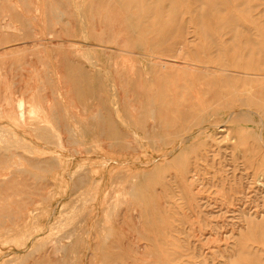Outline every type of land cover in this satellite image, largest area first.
Here are the masks:
<instances>
[{
    "label": "rangeland",
    "instance_id": "rangeland-1",
    "mask_svg": "<svg viewBox=\"0 0 264 264\" xmlns=\"http://www.w3.org/2000/svg\"><path fill=\"white\" fill-rule=\"evenodd\" d=\"M263 76L264 0H0V264H264Z\"/></svg>",
    "mask_w": 264,
    "mask_h": 264
},
{
    "label": "bare ground",
    "instance_id": "bare-ground-1",
    "mask_svg": "<svg viewBox=\"0 0 264 264\" xmlns=\"http://www.w3.org/2000/svg\"><path fill=\"white\" fill-rule=\"evenodd\" d=\"M206 1H207V0H206ZM209 2H210V0H209ZM83 3H84V2H83ZM118 3H119V1H118ZM207 3H208V2H207ZM230 5H231V4H230ZM231 7H232V5H231ZM81 8H82V6H81ZM81 8H80V10H81ZM232 8H233V7H232ZM75 9H76V8H75ZM193 10H194V9H193ZM77 13H78V12H77ZM186 13H187V12H186ZM59 14H60V13H59ZM79 14H80V13H79ZM83 15H84V14H83ZM209 15H211V13H210ZM60 19H61V18H60ZM79 20H81V19H79ZM7 24H8V23H7ZM7 24H6V25H7ZM195 28H196V27H195ZM232 28H233V27H232ZM197 29H198V27H197ZM195 30H196V29H195ZM76 31H77V30H76ZM197 31H198V30H197ZM198 33H199V32H198ZM138 34H139V33H138ZM219 36H220V35H219ZM91 39H92V38H91ZM164 43H165V42H164ZM212 43H213V42H212ZM89 44H90V43H89ZM94 44H98V43H95V42H94ZM100 44H101V43H100ZM98 46H100V45H98ZM104 46H105V45H104ZM154 46H155V45H154ZM234 46H235V45H234ZM75 47H76V46H75ZM89 47H90V46H89ZM96 47H97V46H96ZM100 47H101V46H100ZM90 48H91V47H90ZM98 48H99V47H98ZM158 48H160V47H158ZM187 48H188V47H187ZM87 49H88V47H87ZM148 49H149V48H148ZM185 49H186V48H185ZM213 49H214V48H213ZM74 50H75V49H74ZM83 50H84V49H83ZM90 50H91V49H90ZM94 50H95V49H94ZM180 50H181V49H180ZM75 51H76V50H75ZM88 51H89V50H88ZM118 51H119V50H118ZM90 52H91V51H89V54H91ZM178 52H179V51H178ZM77 53H78V54H77ZM77 53H76V54L80 56L79 51H77ZM80 53H81V51H80ZM83 53H84V51H83ZM214 53H215V52H214ZM84 54H85V53H84ZM147 54H148V53H147ZM241 54H242V53H241ZM81 55H82V57H81L82 59H83V58L85 59V58L87 57V55H85L86 57H84L83 54H81ZM132 55H133V54H132ZM142 56H143V55H142ZM204 56H205V55H204ZM88 57H89V56H88ZM151 58H152V57H151ZM154 58H155V57H154ZM205 58H207V57H205ZM147 59H148V58H147ZM85 60H87L86 62H88V58L85 59ZM89 60H90V58H89ZM206 60H207V59H206ZM150 61H151V60H150ZM207 61H208V60H207ZM207 61H206V62H207ZM206 62H205V63H206ZM235 62H236V61H235ZM210 64H211V63H210ZM88 65L90 66V64H88ZM95 65H97V64H95ZM122 65H123V64H122ZM230 65H231V64H230ZM91 66H92V65H91ZM206 67H207V66H206ZM93 68H94V67H93ZM198 68H199V67H198ZM208 68H210V67H208ZM94 69H95V68H94ZM212 69H213V68H212ZM215 70H216V69H215ZM97 71H98V70H97ZM99 71H100V70H99ZM205 71H206V70H205ZM205 71H204V72H205ZM218 71H219V70H218ZM221 71H223V70H221ZM104 72H105V71H104ZM198 72H200V71H198ZM212 72H213V71H212ZM260 72H261V71H260ZM228 73H229V72H228ZM228 73H227V74H228ZM232 73H233V72H232ZM236 73H237V72H236ZM214 74H215V73H214ZM214 74H213V75H214ZM217 74H218V73H217ZM225 74H226V72H225ZM105 75H106V74H105ZM210 75H211V74H210ZM228 75H229V74H228ZM240 75H241V74H240ZM242 75H243V74H242ZM223 76H224V75H223ZM225 76H226V75H225ZM243 76H244V75H243ZM249 76H250V75H249ZM252 76H253V75H252ZM240 77H241V76H240ZM246 77H247V76H246ZM259 77H260V76H259ZM263 77H264V76H263ZM240 79H241V78H240ZM263 79H264V78H263ZM206 80H207V79H206ZM234 80H235V79H234ZM255 80H256V79H255ZM197 81H198V80H197ZM213 81H214V80H213ZM209 83H210V82H209ZM209 83H208V85H209ZM211 83H212V82H211ZM246 83H247V81H246ZM248 83H249V82H248ZM248 83H247V84H248ZM257 83H258V82H257ZM228 84H229V83H228ZM157 85H158V83H156V86H157ZM208 85H207V87H208ZM225 85H226V84H225ZM261 85L263 86V84H261ZM261 85H260V86H261ZM211 86H212V85H211ZM211 86H210V90L213 88V87L211 88ZM218 87H219V86H218ZM258 88H259V87H258V85H257L256 92L258 91V90H257ZM261 88L264 89L263 87H261ZM223 89H225V88H223ZM262 89H261V90H262ZM215 90H216V89H215ZM245 91H246V90H245ZM115 92H116V91H115ZM222 92H223V91H222ZM243 92H244V91H243ZM248 92H249V91H248ZM248 92L246 91L244 94H243V93H242V94H239L241 98L238 99V100L236 101L237 104L239 105V107H241V109H242V106H243V108H244V107H248V108H250V107L253 105V104H251V100H250L248 97L252 96V95H253L254 93H256V92H254V93L252 92V93H253L252 95L248 94ZM259 92H260V89H259ZM263 92H264V91H263ZM225 93H227V91H226ZM218 94H220V93H218ZM224 95H225V94H224ZM224 95H223V96H224ZM249 95H250V96H249ZM112 96H113V95H112ZM214 96H215V95H214ZM216 96H217V94H216ZM228 96H230V95H228ZM231 96H232V94H231ZM234 96H236V94H235ZM224 97H225V96H224ZM226 97H227V96H226ZM236 97H237V96H236ZM112 98H113V97H112ZM191 98H192V97H191ZM220 98H222V97H220ZM231 98H232V97H231ZM252 98H253V97H252ZM258 98H259V97H258ZM261 98H262V97H261ZM17 99H18V98H17ZM173 99H174V98H173ZM211 99H212V98H211ZM215 99H217V98L215 97ZM225 99H227V98H225ZM234 99H235V98H234ZM234 99H233V101H234ZM236 99H237V98H236ZM236 99H235V100H236ZM263 99H264V98H263ZM19 100L21 101V104L18 105V107H17L18 109L20 108V106L22 107V105H23V104H22V101H23V100L19 98V99L17 100V102H18ZM113 100H114V99H113ZM115 100H116V99H115ZM167 100H168V99H167ZM219 100H220V99L218 98L217 101H219ZM258 100H259V99H258ZM135 101H136V100H135ZM172 101H173V100H172ZM177 101H178V100H177ZM222 101H223V99H222ZM224 101H225V100H224ZM227 101H228V99H227ZM227 101H226V102H227ZM259 101H261V100H259ZM23 102H24V101H23ZM114 102H115V101H114ZM162 102H163V101H162ZM167 102H168V101H167ZM173 102H174V101H173ZM202 102H203V101H202ZM215 102H216V101L214 100L213 103L215 104ZM219 102H220V101H219ZM229 102H230V101H228V103H229ZM234 102H235V101H234ZM252 102H253V101H252ZM256 102H257V101H256ZM115 103H116V102H115ZM163 103H164V102H163ZM163 103H162V104H163ZM205 103H207V102H205ZM211 103H212V101H211ZM223 103H224V102H223ZM259 103H260V102H259ZM162 104H161V105H162ZM173 104H174V103H173ZM203 104H204V103H203ZM214 104H213V106H214ZM219 104H220V103H219ZM226 104H227V103H226ZM232 104H233V103H232ZM261 104H264V101H263ZM261 104H260V106H256V107H255L256 109L254 108V109L256 110L255 112H254V111H248V113H244V114H240V115H238V116H241V117L244 116L246 119L250 117V121H249V123L246 122V123L248 124V125H246V126H250V125H251V126H253V128H255V130H254L252 133H250V132L247 131L248 134H247V132H246V135H248V137H247V139H245V138H244V139L246 140L245 142H246V144H247V146H248V147L246 146L247 149H249V150L251 151V153H254V152H255L256 154H261V153H262L261 151L264 150V109L261 107ZM24 105H25V104H24ZM152 105H153V104H152ZM186 105H187V104H186ZM208 105H209V104H208ZM223 105L225 106V104H223ZM227 105H229V104H227ZM230 105H231V104H230ZM235 105H236V104H235ZM182 106H183V105H182ZM210 106L212 107V104H211ZM217 106H218V105H217ZM27 107H29V106H27ZM30 107H31V106H30ZM183 107H184V106H183ZM208 107H209V106H208ZM211 107H210V109H213V107H212V108H211ZM219 107H220L219 109L222 110L223 107H221V105H219ZM263 107H264V105H263ZM31 108H32V107H31ZM31 108H30V109H31ZM159 108H160V110H161V106H160ZM190 108H191V106H190ZM252 108H253V106H252ZM32 109H33V108H32ZM197 109H198V111H200L199 108H197ZM204 109H205V105H204ZM217 109H218V108H217ZM229 109L232 110L231 108H229ZM20 110H21V109H20ZM184 110H185V108H184ZM205 110H206V109H205ZM205 110H204V111H205ZM214 110H215V109H214ZM226 110H228V109H226ZM238 110H239V109H238ZM179 111H180V110H179ZM187 111H188V109H187ZM222 111H223V110H222ZM239 111H240V110H239ZM241 111H242V110H241ZM152 112H155V111L152 110ZM152 112H151V113H152ZM161 112H163V111H161ZM161 112H159V113H161ZM167 112H168V110H167ZM183 112H184V111H183ZM196 112H197V111H196ZM234 112H235V111H234ZM234 112H228L227 114L222 115V118H226V119H228V121H229L230 123H231V122H236V121H237V122L240 123V124H242L243 122H244V124H245V121H242V120L237 116L238 113L235 114ZM246 112H247V111H246ZM22 113H23V112H22ZM169 113H170V111H169ZM205 113H206V112H205ZM207 113H208V109H207ZM211 113H212V111H210V114H211ZM215 113H216V111H215ZM217 113H218V111H217ZM217 113H216V114H217ZM242 113H243V112H242ZM161 114H162V113H161ZM189 114H190V113H189ZM189 114H188V115H189ZM193 114H194V113H193ZM203 114H204V113H203ZM19 115H21V114L19 113ZM23 115H24V114H23ZM23 115H21L22 117L20 116V117L22 118L21 121H24V119H25V118L23 117ZM26 115H27V113H26ZM150 115H151V114H150ZM165 115H166V114H165ZM186 115H187V113H186ZM191 115H192V114H191ZM204 115H206V114H204ZM27 116H28V115H27ZM106 116H107V115H106ZM120 116H121V115H120ZM159 116H160V114H159ZM169 116H170V115H169ZM182 116H183V115H182ZM215 116L217 117V115H215ZM99 117H100V116H99ZM107 117H108V116H107ZM152 117H153V116H152ZM161 117H162V116H161ZM206 117H208V116L206 115ZM206 117H205V118H206ZM244 117H243V118H244ZM23 118H24V119H23ZM158 118H159V117H158ZM164 118H165V117H164ZM182 118H183V117H182ZM193 118H194V117H193ZM197 118H198V117H197ZM211 118H212V117H211ZM211 118L209 117L208 120L211 119ZM245 118H244V119H245ZM26 119H27V117H26ZM108 119H110V118H108ZM116 119H117V118H116ZM118 119H119V117H118ZM118 119H117V120H118ZM120 119H121V118H120ZM152 119H153V118H152ZM152 119H151V120H152ZM195 119H196V118H195ZM202 119H203V118H202ZM239 119H240V120H239ZM93 120H94V119H93ZM122 120H123V119H122ZM161 120H162V119H161ZM168 120H170V119H168ZM189 120H190V118H189ZM123 121H124V120H123ZM164 121H165V119H164ZM175 121H176V120H175ZM183 121H186V120H183ZM202 121H203V120H202ZM120 122H121V121H120ZM199 122H200V120H199ZM204 122H205V120H204L203 122H200V124H201V123L203 124ZM23 123H24V122H23ZM58 123H59V121H58ZM109 123H110V122H109ZM111 123H112V121H111ZM163 123H165V122H163ZM192 123L194 124V122H192ZM227 123H228V122H227ZM120 124H121V123H120ZM171 124H172V123H171ZM174 124H175V122H173V125H174ZM186 124H187V123H186ZM193 124H192V125H193ZM202 124H201V125H202ZM225 124H226V122H225ZM228 124H229V123H228ZM231 124H233V123H231ZM236 124H237V123H236ZM109 125H112V124H109ZM122 125H123V124H122ZM165 125H166V123H165ZM192 125H191V126H192ZM226 125H227V124H226ZM166 126H167V125H166ZM170 126H171V125H170ZM183 126H184V125H183ZM186 126H187V125H186ZM197 126H199V125H197ZM239 126H240V125H239ZM187 127H188V126H187ZM234 127H235V126H234ZM166 128H167V127H166ZM166 128H164V129H166ZM177 128H178V127H177ZM188 128H189V127H188ZM209 128H217V131H218V128H222V129H221L220 131H218V132H219V133H223V134L225 133V134H226V137H224V139H225V140H228V141H231L232 138L230 137L229 129H227V127H226L224 124L221 125V124L219 123V121H212V120H211V121H208V122H207V126H206V127H203V125L200 126V128H198V130H197V133H198L197 136H198V137H199V136L202 137L203 134H206V132H208ZM246 128H250V127H246ZM246 128H245V129H246ZM0 129H1V128H0ZM112 129H114V128L112 127ZM161 129H162V128H161ZM174 129H176V127H175ZM174 129H173V130H174ZM193 129H194V128H193ZM239 129H240V128H239ZM2 130L4 131V128H3ZM2 130H1V131H2ZM39 130H40V129H39ZM71 130H72V129H71ZM130 130H131V129H130ZM173 130H172V131H173ZM188 130H189V129H188ZM242 130H244V129H242ZM33 131H34V130H33ZM53 131H54V130H53ZM113 131H114V130H113ZM179 131H180V130H179ZM238 131H239V130H238ZM250 131H252V130H250ZM4 132H5V131H4ZM41 132H42V131H41ZM72 132H73V130H72ZM116 132H117V131H115V133L113 132V134H114V135H113L114 138H115ZM165 132L168 133L169 130H168V131H165ZM170 132H171V131H170ZM241 132H242V131H241ZM241 132L238 133L237 130H236V133H235V134L240 135ZM29 133H30V132H29ZM31 133H32V132H31ZM33 133H34V132H33ZM44 133H45V132H44ZM67 133H68V132H67ZM131 133H132V132H131ZM133 133H134V132H133ZM172 133H173V132H172ZM219 133H218V134H219ZM244 133H245V132H244ZM10 134H11V133H10ZM10 134H9V135H10ZM13 134H14V136H15L16 133H13ZM13 134H12V139H13ZM17 134H19V132H18ZM52 134H53V133H52ZM54 134H56V132H54ZM73 134H76V133H73ZM161 134H162V133H161ZM168 134H169V133H168ZM178 134H179V133H178ZM242 134H243V133H242ZM32 135H33V134H32ZM57 135H58V134H57ZM57 135H56V136H57ZM69 135H70V133H69ZM132 135H134V134H132ZM163 135H164V134H163ZM171 135H172V134H171ZM189 135H190V134H189ZM246 135H245V137H246ZM249 135H250V136H249ZM17 136H18V135H17ZM52 136H53V135H52ZM54 136H55V135H54ZM154 136H155V135H154ZM177 136H178V135H177ZM192 136H193V135H192ZM197 136H196V137H197ZM214 136H217V135H214ZM223 136H224V135H223ZM243 136H244V134H243ZM1 137H2V136H1ZM1 137H0V138H1ZM46 137H47V136H46ZM48 137H49V136H48ZM132 137H133V136H132ZM137 137H138V136H137ZM156 137H157V136H156ZM158 137H159V136H158ZM186 137H187V136H185L184 138H186ZM209 137H210V135H208V138H209ZM2 138H3V137H2ZM164 138H165V137H164ZM188 138H189V136H188ZM208 138H207V140H209ZM233 138H234V137H233ZM238 138H239V136H238ZM241 138H242V137H241ZM49 139H51V138L49 137ZM55 139H56V137H55ZM68 139H69V138H68ZM139 139H140V138H139ZM182 139H183V138H181V141H183V140H184V141H187V138H186V140H185V139L182 140ZM218 139H219V138H218ZM239 139H240V138H239ZM40 140H41V139H40ZM52 140H54V139L52 138ZM178 140H179V139H178ZM178 140H177V141H178ZM16 141H18V140H16ZM140 141H141V140H140ZM184 141H183V142H184ZM217 141H219V140H217ZM235 141H237V139H236ZM0 142H1V139H0ZM18 142H19V141H18ZM18 142H17V143H18ZM20 142H21V141H20ZM44 142H45V141H44ZM52 142H54V141H52ZM55 142H56V140H55ZM58 142H59V141H58ZM60 142L62 143L61 140H60ZM76 142H77V141H76ZM116 142H117V141H116ZM126 142H127V141H126ZM128 142H129V141H128ZM134 142H135V141H134ZM137 142H138V141H136L135 143H137ZM158 142H159V141H158ZM168 142H169V141H168ZM183 142H181V143H183ZM200 142H201V141H200ZM202 142H203V141H202ZM215 142H216V141H215ZM14 143H15V142H14ZM39 143H42V142H39ZM45 143H46V142H45ZM56 143H57V142H56ZM56 143H54V145H55ZM61 143L59 144V147H60ZM113 143H115V142H113ZM165 143H166V142H165ZM181 143H180V145H181ZM184 143H185V142H184ZM193 143H194V142H193ZM224 143H226V142H224ZM229 143H230V142H229ZM236 143H237V142H236ZM254 143L257 144V149L254 147ZM124 144H126V143H124ZM127 144H128V143H127ZM168 144H169V143H168ZM170 144H171V143H170ZM176 144H179V143H176ZM222 144H223V143H222ZM241 144H243V143H241ZM241 144H240V145H241ZM10 145H11V144H10ZM10 145H9V146H10ZM14 145H15V144H14ZM47 145H48V144H47ZM74 145H76V143H75ZM77 145H78V143H77ZM108 145H109V144H108ZM128 145H129V144H128ZM180 145H179V146H180ZM240 145H238V147H239ZM42 146H44V145H42ZM49 146H50V145H49ZM51 146H52V145H51ZM62 146H63V145H61V147H62ZM119 146H120V145H119ZM140 146H141V144H140ZM147 146H148V145H146V147H147ZM167 146H168V145H167ZM177 146H178V145H177ZM6 147H7V146H6ZM10 147H11V146H10ZM27 147H28V146H27ZM34 147H35V145H34ZM45 147H46V146H45ZM57 147H58V146H57ZM57 147H56V148H57ZM59 147H58V148H59ZM61 147H60V148H61ZM81 147H82V146H81ZM81 147H79V148L81 149ZM142 147H143V146H142ZM174 147H176V146H174ZM186 147H188V146H186ZM186 147H185V148H186ZM197 147H198V146H197ZM201 147H202V146H201ZM12 148H13V147H12ZM14 148H15V146H14ZM29 148H30V147H29ZM37 148H38V147H37ZM77 148H78V147H77ZM107 148H108V147H107ZM110 148H111V146H110ZM138 148H139V146H138ZM167 148H168V147H167ZM172 148H173V147H172ZM189 148H190V147H189ZM189 148H188V149H189ZM199 148H200V147H199ZM199 148H198V149H199ZM0 149H1V148H0ZM18 149H19V148H18ZM20 149H21V148H20ZM27 149H28V148H27ZM42 149H43V148H42ZM62 149H63V147H62ZM132 149H133V148H132ZM183 149H184V148H183ZM243 149H244V148H243ZM243 149H242V150H243ZM247 149H246V150H247ZM33 150H34V149H33ZM60 150H61V149H60ZM63 150H64V149H63ZM77 150H79V149H77ZM82 150H84V148H82ZM92 150H93V149H92ZM199 150H200V149H199ZM255 150H256V151H255ZM3 151H4V150H3ZM8 151H9V150L4 151V152H8ZM13 151H14V150H13ZM43 151H44V150H43ZM67 151H68V150H67ZM142 151H143V150H142ZM181 151H182V150H181ZM244 151H245V150H244ZM33 152H35V151H33ZM41 152H42V150H41ZM48 152H49V151H48ZM145 152H146V151H145ZM174 152H175V151H174ZM0 153H1V152H0ZM27 153H28V152H27ZM39 153H40V152H39ZM43 153H45V152H43ZM50 153H51V152H50ZM50 153H49V154H50ZM74 153H75V150H74ZM161 153H162V152H160V154H161ZM168 153H169V152H168ZM175 153H176V152H175ZM186 153H187V152H186ZM186 153H185L184 155H186ZM193 153H194V152H193ZM37 154H38V153H37ZM45 154H46V153H45ZM52 154H55V153H52ZM52 154H51V156L53 157L54 155H52ZM118 154H120V153H118ZM134 154H135V153H134ZM176 154H177V153H176ZM176 154H175V155H176ZM262 154H263V153H262ZM57 155H58V154H56V156H57ZM76 155H77V154H76ZM110 155H111V153H110ZM146 155H147V153L144 154V156H146ZM162 155H163V154H162ZM175 155H173V156H175ZM237 155H238V154H237ZM58 156H59V155H58ZM118 156H119V155H118ZM131 156H132V155H131ZM163 156H164V155H163ZM163 156H162V157H163ZM232 156H233V155H232ZM119 157H120V156H119ZM142 157H143V155H142ZM166 157H167V156H166ZM171 157H172V156H171ZM247 157H249V156H247ZM85 158H86V157H85ZM85 158H84V159H85ZM128 158H129V157H128ZM131 158H132V157H131ZM131 158H130V159H131ZM159 158H160V157H159ZM185 158H186V156H185ZM207 158H208V157H207ZM236 158H237V157H236ZM52 159H53V158H52ZM55 159H56V158H55ZM55 159H53L54 162L57 160V159H56V160H55ZM82 159H83V158H82ZM120 159H121V158H120ZM120 159H119V160H120ZM124 159H126V158H124ZM164 159H165V158H164ZM237 159H238V158H237ZM134 160H135V159H134ZM134 160H133V161H134ZM148 160H149V158H148ZM162 160H163V159H162ZM62 161H63V160H62ZM137 161H138V159H137ZM153 161H154V160H153ZM153 161H152V162H153ZM165 161H166V160H165ZM31 162H32V161H31ZM57 162H58V160L56 161V163H57ZM112 162H113V161H111V163H112ZM124 162H125V160H124ZM258 162H259V161H258ZM60 163H61V162H60ZM165 163H166V162H165ZM165 163H164V164H165ZM72 164H73V163H72ZM121 164H122V163H121ZM121 164H120V166H121ZM127 164H128V163H127ZM129 164H130V163H129ZM133 164H134V162H133ZM135 164H136V163H135ZM141 164H142V163H141ZM147 164H148V163H147ZM147 164H146V165H147ZM164 164H163V165H164ZM166 164H167V163H166ZM168 164H169V163H168ZM56 165H57V164H56ZM69 165H70V164H69ZM111 165H112V164H111ZM116 165H117V164H116ZM216 165H217V164H216ZM14 166H16V165H14ZM74 166H75V165H74ZM125 166L127 167V165H125ZM130 166H131V165H130ZM130 166H128V167H130ZM147 166H148V165H147ZM159 166H160V165H159ZM67 167H68V166H67ZM80 167H81V165H80ZM80 167H79V168H80ZM111 167H112V166H111ZM123 167H124V165H123ZM126 167H125V168H126ZM161 167H164V166H161ZM73 168H74V167H73ZM132 168H133V166H132ZM159 168H160V167H159ZM239 168H240V167H239ZM77 169H78V168H77ZM77 169H76V170H77ZM113 169H114V168H113ZM130 169H131V168H130ZM186 169H187V168H186ZM36 170H37V169H36ZM39 170H40V169H39ZM111 170H112V169H111ZM111 170L109 169L108 171H111ZM114 170L116 171V169H114ZM176 170H177V169H176ZM18 171H19V170H18ZM22 171H24V169H23ZM51 171H52V170H51ZM79 171H80V170H79ZM134 171H135V169H134ZM134 171H133V172H134ZM28 172H30V170H29ZM31 172H32V171H31ZM31 172H30V173H31ZM35 172H36V171H35ZM67 172H68V171H67ZM70 172H71V171H70ZM82 172H83V171H82ZM82 172H81V173H82ZM131 172H132V171H131ZM221 172H222V171H221ZM25 173H26V172H25ZM44 173H45V172H44ZM77 173H78V172H77ZM107 173H109V172H107ZM113 173H114V171H113ZM125 173H126V171H125ZM127 173H129V172H127ZM134 173H135V172H134ZM141 173H142V172H141ZM192 173H193V170H192ZM36 174H37V172H36ZM36 174H34V175H36ZM66 174H68V173H66ZM114 174H115V173H114ZM129 174H130V173H129ZM179 174H180V173H179ZM250 174H251V173H250ZM45 175H46V174H45ZM73 175H74V174H73ZM146 175H147V174H146ZM248 175H249V174H248ZM36 176L38 177V175H36ZM67 176H68V175H67ZM76 176H77V175H76ZM106 176H107V175H106ZM131 176H132V175H130V177H131ZM179 176H181V175H179ZM191 176H192V174H191ZM72 177H73V176H72ZM72 177H70V179H71ZM133 177H134V176H133ZM181 177H182V176H181ZM193 177H195V176H193ZM235 177H236V176H235ZM40 178H42V177H40ZM40 178L38 177L39 180H40ZM86 178H87V177H86ZM131 178H132V177H131ZM183 178H184V177H183ZM38 179H37V180H38ZM43 179H44V178H43ZM43 179H42V181H43ZM195 179H196V178H195ZM35 180H36V178H35ZM37 180H36V181H37ZM45 180H46V178L44 179V181H45ZM72 180H73V179H72ZM131 180H132V179H131ZM184 180H185V179H184ZM218 180H219V179H218ZM44 181H43V182H44ZM70 181H71V180H70ZM102 181H103V180H102ZM110 181H111V180H110ZM126 181H127V179H126ZM248 181H249V180H248ZM37 182H38V181H37ZM108 182H109V181H108ZM133 182H134V181H133ZM182 182H183V181H182ZM64 183H65V182H64ZM185 183H186V182H185ZM185 183H184V184H185ZM127 184H128V183H127ZM254 184H255V185L257 184V186H258L259 188L263 189V191H264V174H258L257 177H256V179L254 180ZM10 185H11V184H10ZM40 185H41V183H40ZM81 185H83V184H81ZM98 185H99V183H98ZM119 185H120V184H119ZM119 185H117V186H119ZM123 185H124V184H123ZM174 185H175V184H174ZM113 186H115V185H113ZM183 186H184V185H183ZM185 186H186V185H185ZM185 186H184V187H185ZM197 187H198V186H197ZM111 188H112V190H113V187H112V186H111ZM122 188H123V187H122ZM122 188H121V189H122ZM132 188H133V186H132ZM179 188H180V186H179ZM116 189H117V188H116ZM175 189H176V188H175ZM196 189H197V188H196ZM117 190H118V189H117ZM123 190H124V188H123ZM144 190H145V189H144ZM198 190H199V189H198ZM198 190H197V191H198ZM130 191H131V190H130ZM133 191H134V189L132 190V192H133ZM175 191H176V190H175ZM199 191H200V190H199ZM118 192H119V191H118ZM120 192H121V191H120ZM186 192H187V191H186ZM121 193H123V192H121ZM130 193H131V192H130ZM130 193H129L128 196H130ZM163 193H164V192H163ZM180 193H181V192H180ZM188 193H189V191H188ZM198 193H199V192H198ZM108 194H109V193H107V195H108ZM119 194H120V193H119ZM177 194H179V192H178ZM216 194H217V193H216ZM131 195H132V194H131ZM193 195H194V194H193ZM218 195H219V194H218ZM126 196H127V195H126ZM132 196H133V195H132ZM132 196H131V197H132ZM105 197H106V196H105ZM108 197H109V196H108ZM121 197H123V196H121ZM165 197H166V196H165ZM170 197H171V196H170ZM24 198H25V197H24ZM133 198H135V197H133ZM167 198H168V196H167ZM116 199H118V198H116ZM119 199H120V197H119ZM121 199H122V198H121ZM121 199H120V200H121ZM176 199H177V198H176ZM70 200H71V199H70ZM128 200H129V199H128ZM132 200H133V199H132ZM136 200H137V199H136ZM102 201H103V200H102ZM104 201H106V200L104 199ZM116 201H117V200H116ZM125 201H126V199H125ZM125 201H124V202H125ZM178 201H179V200H178ZM180 201H181V200H180ZM233 201H234V200H233ZM69 202H70V201H69ZM174 203H175V202H174ZM123 204H125V203H123ZM162 204H163V203H162ZM117 206H118V204H117ZM103 207H104V206H103ZM113 207H114V206H113ZM121 207H122V206H121ZM61 208H63V207H61ZM241 209H242V208H241ZM61 210H62V209H61ZM61 210H60V211H61ZM107 210H108V206H107ZM112 210H113V209H112ZM63 211H64V210H63ZM105 211H106V210H105ZM113 211H114V210H113ZM113 211H111V212H113ZM115 211H116V210H115ZM106 213H107V212H106ZM26 214H27V213H26ZM109 214L111 215V213H109ZM113 214H114V213H113ZM241 214H243V213H241ZM260 214H263V213H260ZM52 216H54V211H53V215H52ZM63 216H64V215H63ZM74 216H75V215H74ZM251 216H252V215H251ZM251 216H250V217H251ZM49 217H50V216H49ZM64 217H67L66 214H65ZM96 217H97V216H96ZM111 217H112V216H111ZM258 217H259V216H258ZM47 218H48V217H47ZM113 218H114V217H113ZM134 218H135V217H134ZM137 218H138V217H137ZM260 218H261V217H260ZM61 219H62V218H61ZM63 219H64V218H63ZM75 219H76V218H75ZM103 219H104V218H103ZM111 219H112V218H111ZM111 219H110V220H111ZM138 219H139V218H138ZM263 219H264V218H263ZM48 221H49V219H48ZM106 221H107V220H106ZM113 221H114V220H113ZM69 222H70V221H69ZM37 223H38V222H37ZM58 223H59V222H58ZM63 223H64V222L62 221V225H63ZM70 224H71V222H70ZM113 224H114V223H113ZM58 225L60 226V224H58ZM102 225H103V224H102ZM47 226H48V224H47ZM64 226H65V223H64ZM64 226H63V227H64ZM57 227H58V226H57ZM65 227H67V226H65ZM11 228H12V227H11ZM60 228H61V227H60ZM8 229H10V228H8ZM8 229H7V230H8ZM68 229H69V227L67 228V231H68ZM73 229H74V228H73ZM196 229H197V228H196ZM45 230H46V228H45ZM56 230H57V228H56ZM56 230H55V231H56ZM62 230H63V228H62ZM92 230H93V229H92ZM135 230H136V229H135ZM10 231H11V230H10ZM55 231H54V232H55ZM57 231H59V229H58ZM107 231H108V230H107ZM109 231H110V230H109ZM111 231H112V230H111ZM147 231H148V230H147ZM60 232H62V231L60 230ZM63 232H64V231H63ZM63 232H62V233H63ZM115 232H116V231H115ZM56 233H57V232H56ZM56 233H53V234H56ZM58 233H59V232H58ZM58 233H57V234H58ZM62 233H61V234H62ZM50 234H51V233H50ZM59 234H60V233H59ZM59 234H58V235H59ZM61 234H60V235H61ZM66 234H67V233H66ZM87 234H88V233H87ZM58 235H57V238H58ZM51 236H52V235H51ZM55 236H56V235H55ZM89 236H90V235H89ZM68 237H69V236H68ZM100 237H102V236H100ZM105 237H106V235H105ZM173 237H174V236H173ZM64 238H67V237L64 236ZM69 238H71V236H70ZM60 239H61V238H60ZM88 239H89V238H88ZM88 239H87V240H88ZM122 239H123V238H122ZM61 240H62V239H61ZM69 240H70V239H69ZM104 240H105V239H104ZM106 240L108 241L109 239L107 238ZM47 241H49V239H48ZM47 241H46V242H47ZM67 241H68V240H67ZM67 241H66V242H67ZM107 241H106V242H107ZM58 242H59V241H58ZM58 242H55V243H57V244L59 245L60 242H59V243H58ZM69 242H70V241H69ZM170 242H171V241H170ZM41 243L44 244L45 242H44V243L41 242ZM41 243H40V244H41ZM47 243H48V242H47ZM7 245H9V244L7 243ZM52 245H53V243H52ZM52 245H51V247H52ZM42 246H44V245H42ZM49 246H50V245H49ZM54 246H55V244H54ZM54 246H53V247H54ZM51 247H50V248H51ZM55 247H56V246H55ZM63 247H64V246H63ZM150 247H151V246H150ZM48 250H49V249H48ZM62 250H64V249L62 248ZM60 251H61V250H60ZM56 252L58 253V251H56ZM62 252L64 253V251H62Z\"/></svg>",
    "mask_w": 264,
    "mask_h": 264
}]
</instances>
